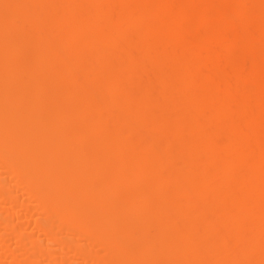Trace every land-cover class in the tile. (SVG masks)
<instances>
[{"label": "bare ground", "instance_id": "6f19581e", "mask_svg": "<svg viewBox=\"0 0 264 264\" xmlns=\"http://www.w3.org/2000/svg\"><path fill=\"white\" fill-rule=\"evenodd\" d=\"M0 264H264V0H0Z\"/></svg>", "mask_w": 264, "mask_h": 264}, {"label": "rangeland", "instance_id": "374dc122", "mask_svg": "<svg viewBox=\"0 0 264 264\" xmlns=\"http://www.w3.org/2000/svg\"><path fill=\"white\" fill-rule=\"evenodd\" d=\"M262 23V21L260 20H258L257 21V25H259V24H261ZM257 27V26H256ZM220 47H217L216 48V50H217V53H219L220 52ZM215 52V51H214ZM217 65H219L221 68H224V69H229L228 67H229V65H228V63H227V61H226V59H225V57L222 55H220L219 56V58H218V60H217ZM228 66V67H227ZM246 66V67H245ZM211 67H212V65L211 64H209V65H206L205 67H204V72L206 73V74H210V69H211ZM237 67L240 69V70H244V69H246L247 67H248V63L247 62H242L241 64H238L237 65ZM217 81H219V78H217V77H214Z\"/></svg>", "mask_w": 264, "mask_h": 264}]
</instances>
